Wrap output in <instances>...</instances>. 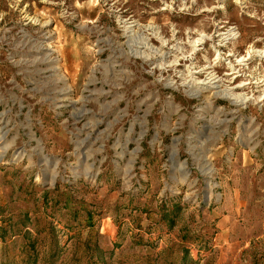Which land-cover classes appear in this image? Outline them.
<instances>
[{
  "label": "rangeland",
  "instance_id": "374dc122",
  "mask_svg": "<svg viewBox=\"0 0 264 264\" xmlns=\"http://www.w3.org/2000/svg\"><path fill=\"white\" fill-rule=\"evenodd\" d=\"M248 48L264 0H0V264H264V102L181 84Z\"/></svg>",
  "mask_w": 264,
  "mask_h": 264
},
{
  "label": "bare ground",
  "instance_id": "6f19581e",
  "mask_svg": "<svg viewBox=\"0 0 264 264\" xmlns=\"http://www.w3.org/2000/svg\"><path fill=\"white\" fill-rule=\"evenodd\" d=\"M222 34L224 35V37L221 38V39H223L224 40L223 42H225V40L233 39L235 37L236 32L234 33L232 30L228 29L227 31H225V33H222ZM236 39H237V37H236ZM257 53H258V56H257L258 59H263L264 60V49L263 50H260V49L254 50L253 48H248L247 51H246V56L245 55H241V57L235 58V60H234L235 62L234 63H232L231 61H228V67L231 70V72L229 74H231V73L235 74L232 78H236V76L238 74L242 73V72L240 73L241 67L237 68V66L238 65L239 66L240 65H244L245 64L244 60H246L247 58H251L253 56V54H257ZM217 54H219V53H217ZM215 78L216 77H213V75L210 74L209 76H206L205 79H203V80H196V78H195V79H191L192 81L184 80L181 84L188 88V93L191 96L198 95L199 94L198 92H200L201 90H204V89H209L210 91H211V89H214V93L216 95H218L219 97H221V98H223L225 100H228L231 104H233L235 106H243V105H246L247 103H254V104L258 105V102H261V101L264 102V94H260L259 93L260 95L253 96V94H248L247 92H244V91H242V92H234L233 91L234 88H239V89L242 90V88L245 86V84H247L246 82L239 83V84H237L235 86H230L229 84H227V85L221 87L222 83L220 85L215 80ZM232 78H229V80H233Z\"/></svg>",
  "mask_w": 264,
  "mask_h": 264
}]
</instances>
